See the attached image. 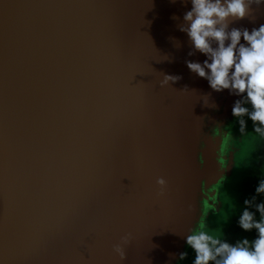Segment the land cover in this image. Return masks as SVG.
I'll return each mask as SVG.
<instances>
[{"label":"water","instance_id":"95a60500","mask_svg":"<svg viewBox=\"0 0 264 264\" xmlns=\"http://www.w3.org/2000/svg\"><path fill=\"white\" fill-rule=\"evenodd\" d=\"M191 7L0 0V264H179L221 210L242 97L188 69ZM261 24L253 4L229 28Z\"/></svg>","mask_w":264,"mask_h":264},{"label":"clouds","instance_id":"9594fccd","mask_svg":"<svg viewBox=\"0 0 264 264\" xmlns=\"http://www.w3.org/2000/svg\"><path fill=\"white\" fill-rule=\"evenodd\" d=\"M253 4H264V0H191V10L184 14L180 31L188 35L193 45L189 56L200 52L207 57L203 62L187 60L188 69L207 79L212 90H229L242 97L232 107V115L240 118L241 131L246 127L243 117L247 116L254 131L264 135V24L251 30L229 28L230 21L248 16ZM179 79L180 76L164 74L160 83L163 87ZM157 184L164 189L167 181L160 177ZM255 192L243 201L245 207L238 224L246 232L255 229L256 237L251 242L244 237L231 243L200 223L186 235V244L195 253L193 264H264V201L256 202L257 196L264 194V179H260ZM257 212L260 219L256 218ZM132 239L129 232L114 245L121 260L127 258L124 246ZM187 255L182 252L179 258L183 260Z\"/></svg>","mask_w":264,"mask_h":264},{"label":"rangeland","instance_id":"374dc122","mask_svg":"<svg viewBox=\"0 0 264 264\" xmlns=\"http://www.w3.org/2000/svg\"><path fill=\"white\" fill-rule=\"evenodd\" d=\"M243 119L246 121V127L241 131L239 122L237 124L240 139L236 138L238 146L236 164L226 183L222 208L211 216L206 226L209 231L218 233L222 239H227L231 243L244 237L251 242L256 237V230L244 231L239 227L238 219L245 207L243 201L256 195L255 188L260 179H264V135L254 131V125L247 116ZM262 201H264V194L257 196L256 202ZM252 210L255 211L254 208ZM256 218L260 219L258 212ZM187 253V257L182 260L181 264H193L194 251L190 248Z\"/></svg>","mask_w":264,"mask_h":264},{"label":"flooded vegetation","instance_id":"af4514ba","mask_svg":"<svg viewBox=\"0 0 264 264\" xmlns=\"http://www.w3.org/2000/svg\"><path fill=\"white\" fill-rule=\"evenodd\" d=\"M238 139H240V137H239V135H238V137H237ZM235 141H236V139H235ZM238 147V146H237ZM181 262H182V260L180 259V262H179V264H181Z\"/></svg>","mask_w":264,"mask_h":264}]
</instances>
